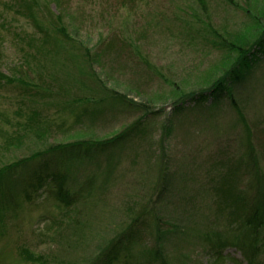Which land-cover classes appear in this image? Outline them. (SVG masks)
<instances>
[{
  "label": "rangeland",
  "instance_id": "374dc122",
  "mask_svg": "<svg viewBox=\"0 0 264 264\" xmlns=\"http://www.w3.org/2000/svg\"><path fill=\"white\" fill-rule=\"evenodd\" d=\"M235 1L242 6L247 2L255 12V1L264 3ZM207 2L208 13L197 0H0V30L2 23L11 24V33L1 30L4 36L0 39L4 53L0 68L9 76L0 83V113L11 121L9 124L0 116V167L54 143L105 140L135 122L137 114L121 115L110 98L104 103V115L98 114L93 126L83 118L86 130L73 127L76 119L62 111L68 99L95 101L104 93L93 69L107 89L151 110L146 117L149 126L142 137L133 136L119 153L121 161L109 180L105 156L69 168L68 187L75 189L74 193L80 185L95 180L87 202L64 208L50 188L42 191L33 205L23 202L16 220L8 217L0 234V264H31L21 260L23 247L44 256L48 264H94L110 246L118 252L116 264H146L150 255L158 256L154 264H247L239 249L227 247L219 254L222 249L211 239L234 241V234L241 232L242 220L230 215L232 209L218 195L232 188L246 191L250 180L243 173L251 132L264 174V54L257 53L258 60L249 64L248 80L235 95L237 107L229 97L217 102L208 89L228 69L223 65L231 50L223 53L213 47L212 42L219 41L212 29L225 32L228 28L233 31V40L240 31L244 32L242 40L249 39L250 33L239 27L243 18L239 11L226 8L221 0ZM57 26L70 37L62 40L66 50L57 56L48 52L49 43H43L38 56L50 70L57 68L66 80L73 78V86L46 85L60 98L50 100L53 106L37 101L46 107L37 119L46 122L51 115L53 128L49 131L45 127L48 131L43 136L28 138V130L16 127V123L21 119L17 112L25 115L30 106L15 95L24 80L17 74L30 72L26 69L30 54L20 50L22 44L16 35L21 33L31 41L53 33L56 39V34L61 35ZM203 36L212 40L211 44L202 43ZM23 47L34 54V47L30 49L27 42ZM89 58L99 61L92 63L93 69ZM144 60L149 67L141 66ZM200 89L204 91L203 102L185 98L184 110L173 113V102ZM237 108L245 113L249 128L239 123ZM170 117L173 131L167 136L164 128ZM62 118L67 123L55 127ZM4 131L16 133V137L6 141L2 139ZM19 134L28 136L20 140ZM142 209L149 213L143 224L138 217ZM55 216L58 220L51 223ZM262 231L264 234V227ZM128 233H134V243L126 249L123 244L129 240L125 238ZM157 248L164 252L150 253Z\"/></svg>",
  "mask_w": 264,
  "mask_h": 264
},
{
  "label": "trees",
  "instance_id": "16d2710c",
  "mask_svg": "<svg viewBox=\"0 0 264 264\" xmlns=\"http://www.w3.org/2000/svg\"><path fill=\"white\" fill-rule=\"evenodd\" d=\"M197 1L200 8L208 13L210 5L207 0ZM221 2L225 3L226 8H231L232 10H236L241 13V18H243L239 27H245V32L249 30L248 33H250V36H248L249 39L242 40L244 32L240 31L236 33L237 39L233 40V31L231 32L228 28H225V32H220L219 30L214 31V29H212V32L215 33L214 35L219 42H212V40H210L207 36L202 37V43L211 44V41L213 47L216 46L219 51L223 50V53H228V51L231 50L228 53V60L223 65L224 68L228 69L212 83L208 90L212 92L211 95L217 102H221L225 97H229L231 98L232 106L237 107L238 101H236L235 95L238 88L248 80L250 74L247 72H250L249 64L258 60L257 53L261 52L264 54V3L262 1H255V4L253 5L254 9H256L255 12L248 7L247 2H245L243 6L235 0H221ZM29 14H31L32 17L34 15L31 10H29ZM57 27L59 28L61 35L56 34V39L54 38L53 33H46L45 38L41 40L34 38L30 39V37L29 39L31 41H26L27 39L25 37L20 36L21 33L16 35L17 42L22 44L20 50L24 54H30V56L26 58L28 66L26 69L30 70V72L25 74L24 71L21 70L17 74L22 76L24 80H22L21 85L19 86V93L15 95L16 98H20V101H23L22 99L26 100L30 106L25 115L17 112L21 119L18 123H16V127L21 129L24 128L25 132L28 130V134H31L30 136H28V134L26 135L28 138L35 139L37 136H43L44 131H48L45 127H48L49 131L53 128V125L50 126L49 124V121L53 118L51 115H47L50 117V120L48 119L46 122H44L41 118L37 119V116L41 115L46 110V107L42 108L37 105V101L38 103L40 102L46 106H53L54 103L50 100H53V98L57 96V93L53 91L51 87L46 88V85L51 82L53 84H58L57 88L60 84L63 85L62 83L66 85L72 84L73 86V78L66 80L63 75H58L59 70L57 68L50 70L38 56L40 55V50L42 51L45 46L43 43H49V45H51V49L48 48V52H55L54 54L57 56L66 50L67 45L62 43V40L67 38L69 39L70 37L64 29L60 26ZM1 28L2 31L11 33V24L9 21L2 23ZM252 28L253 30H250ZM1 30L0 39L4 36L2 34L3 32L1 33ZM61 37L64 38L61 39ZM53 41L54 43H51ZM26 42L30 49L34 47V54H32L28 48L23 47ZM32 43H34V45H32ZM121 43L126 45V47L132 46V43H128L126 41H121ZM2 54H4L3 50L0 51V55ZM94 59L95 58H89V61H91V64L89 65H91L92 69V63H99L97 59ZM143 65L149 67L150 63L147 60H144L141 66ZM18 69L19 68H16L15 70ZM93 74L97 75L96 77L99 78V81L102 84L101 86L104 87V93L99 97H95V101H91L92 99L89 100L86 98H80L79 100L71 102V100L68 99L62 107V111L64 113H67L70 117L76 119V124L73 125V127L75 129L82 127L80 128L81 130H86V127L88 128V126L86 123L82 122L83 118H86L88 123L93 126L97 115H104L106 111L104 103L110 98L118 105V110L121 115L126 116L128 112H134L137 114L135 122L128 125L117 135L105 140L86 139L75 140L68 143H54L44 151L34 153L33 155L21 158L18 161L15 160L8 162L1 166V235L5 231L3 228L6 226V221L9 220L8 217L10 216L13 220H16L19 217V210L23 207V202H28L33 205L36 197L41 196L42 191H46L51 188L54 192L56 200L60 201V206L67 209H72L73 207L76 208L82 204L83 201L87 202L88 196L91 195L95 186V180H90L87 184L80 185L78 187L79 191L74 193L75 189L72 190L68 187V185H70L67 181L69 168L76 163L89 162L92 159L100 160V157L105 156L107 169L106 179L109 180L118 167V160L120 159L121 161L122 157L120 154L126 149L127 143L134 139L133 136H137L139 138L142 137V134L149 126L148 118L146 117L151 110H148L149 108L146 104L142 102L137 103L125 94L107 89L105 81L101 79L95 69H93ZM8 79L9 76L2 72V69L0 68V83L2 81H7ZM57 88L54 87V89ZM202 90L203 89L184 94L177 101L173 102L175 105V111L173 113L178 115L184 110L185 98L194 99L196 102H203L204 100L202 99L204 94L202 92L204 91ZM57 98L60 97L57 96ZM113 105L115 106V104ZM24 106L26 107V104ZM77 108L80 109L77 110ZM236 110L239 114L238 121L241 126L243 128H249L245 113L241 108H237ZM0 116L3 117L7 123L11 124L7 115L0 113ZM62 120L61 122L55 123L57 124L55 127H58L59 124H62V122L67 123V119L62 118ZM171 125L172 118L170 117L168 125L164 128L167 136L172 134L173 128ZM135 132H138L139 134H135ZM253 134L254 133L251 132L247 139V145H249L250 149L247 150L248 160L244 163L246 169L243 175L249 176L250 180L246 191H238L237 189L232 188L228 192L227 190H222L221 195H218L221 199H224L226 207L232 209L230 215L235 218L238 217V219L242 220L243 224L241 225V232L237 235L234 234V241H221L220 239L214 240L212 238L211 242H213V245L216 248L218 247L219 249H222L221 251H218L219 254H222L224 248L234 247L242 252L247 264H264V234L262 231V228L264 227V174L260 171L261 167L259 157H257L258 159L256 158L259 151L257 152V149L254 147ZM26 136L19 134L18 139L22 140ZM2 137V139L10 141L16 137V133L4 131V133H2ZM150 154L155 155L153 152H150ZM236 172L238 173L237 170ZM166 187L167 186L162 188L163 192ZM24 198L26 200H24ZM143 210L144 209H142L141 212L138 210V217L139 220L141 219V224H143L144 220L149 216L148 211ZM57 220L58 219L55 216V219H50L49 221L54 223ZM125 238L129 240L127 243L125 242L123 244V247L128 249L134 243V233H128ZM113 244L116 243L114 242ZM163 252L164 251L161 248H157L153 252L150 251L153 255H161ZM21 257H23L21 260L27 263L48 264L44 256L38 257L33 251L26 247H23L21 250ZM118 257V252L110 246L104 252L102 251L94 264H116ZM157 260L158 256L156 258L150 255L148 263L146 264H154ZM126 264L133 263L129 261V263Z\"/></svg>",
  "mask_w": 264,
  "mask_h": 264
}]
</instances>
